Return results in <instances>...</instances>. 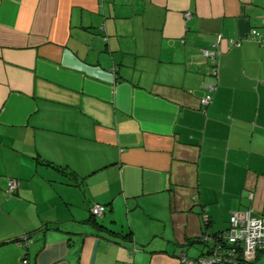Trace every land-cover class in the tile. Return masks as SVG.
Here are the masks:
<instances>
[{
  "label": "crops",
  "instance_id": "obj_1",
  "mask_svg": "<svg viewBox=\"0 0 264 264\" xmlns=\"http://www.w3.org/2000/svg\"><path fill=\"white\" fill-rule=\"evenodd\" d=\"M263 24L264 0H0V264H196L264 218Z\"/></svg>",
  "mask_w": 264,
  "mask_h": 264
},
{
  "label": "built area",
  "instance_id": "obj_2",
  "mask_svg": "<svg viewBox=\"0 0 264 264\" xmlns=\"http://www.w3.org/2000/svg\"><path fill=\"white\" fill-rule=\"evenodd\" d=\"M246 39L264 45V35L257 29L252 30ZM232 43L237 47L242 44L241 41H232ZM220 54L219 47L214 50H202V55L210 63V75L213 77H217L218 74ZM208 90L210 91L209 94L200 100V105L204 111L213 101V93L217 91V84L209 85ZM19 187V180H10L6 194L8 196L14 195ZM106 210L105 205L95 204L91 208V213L96 218H102ZM220 236V241L223 242L211 246L210 253L198 258L197 264H252L257 260L259 253H264V218L254 217L251 209L235 212L231 215L230 227ZM204 240L208 242L210 239L205 237ZM27 242L31 241L28 240ZM181 260L183 263L189 261L185 255L181 256ZM22 263L28 264V260L24 259Z\"/></svg>",
  "mask_w": 264,
  "mask_h": 264
},
{
  "label": "trees",
  "instance_id": "obj_3",
  "mask_svg": "<svg viewBox=\"0 0 264 264\" xmlns=\"http://www.w3.org/2000/svg\"><path fill=\"white\" fill-rule=\"evenodd\" d=\"M261 28L262 29H257V30L260 31L262 33V35H264V24H263V26ZM238 41H241V40H238ZM241 43H242V41H241ZM48 164H52V163H48ZM94 218H96V217H94ZM204 235H205L204 238L205 237H208L210 239L208 242L206 240H204V238H199V240L197 239L195 241H188V243H186V247L193 246L194 244L197 243V244H200V245H204L205 248H207V252L205 254H203L202 256H200L199 258H201V257H203L205 255H208L210 253L211 246H213L216 243L223 242V241H220V237H221L220 235H221V233L220 234H213V235L210 234V233L209 234L208 233H205ZM259 254H258V256H259ZM182 255H185V254H182ZM197 260L198 259H196V264H197ZM257 260H258V258H257ZM257 260L254 263H252V264H256L257 263ZM187 263H184V264H187Z\"/></svg>",
  "mask_w": 264,
  "mask_h": 264
}]
</instances>
